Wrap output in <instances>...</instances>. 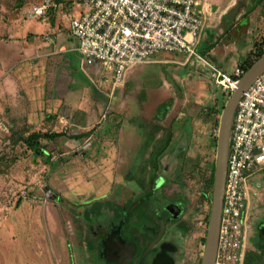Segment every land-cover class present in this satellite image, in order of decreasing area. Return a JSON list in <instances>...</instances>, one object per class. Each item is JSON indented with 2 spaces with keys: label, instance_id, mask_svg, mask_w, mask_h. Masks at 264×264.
<instances>
[{
  "label": "rangeland",
  "instance_id": "rangeland-1",
  "mask_svg": "<svg viewBox=\"0 0 264 264\" xmlns=\"http://www.w3.org/2000/svg\"><path fill=\"white\" fill-rule=\"evenodd\" d=\"M237 1L235 5L244 11L241 17L244 22L238 28L246 37L235 54L236 66L239 67L247 54L255 50L262 31H252L253 24H248L245 18V10H259L260 0L254 6V0ZM259 14L261 21L264 12L261 10ZM255 33L259 36L255 37ZM149 66L151 69L155 65ZM233 70L227 74L238 79L239 76H233ZM205 84L201 85V94H196L198 83L195 85L194 82H189L180 90H172L174 94L170 97L172 102L168 114L172 115L174 107H177V122L181 120L178 116L193 108L192 104H196V110L201 109L202 116L200 120L193 121L191 129L193 135L200 134L197 138L199 145L192 147L190 142L187 148L189 154L183 147L182 152L172 156L169 168L173 179L161 182L153 192L150 147L137 151L138 158L134 159L135 166L132 165L135 150L124 149L121 144L122 114L119 115L118 110L111 112L110 118L106 115L105 122L90 137L81 135L75 138L77 133L74 128H68L62 137L50 142L43 140L48 153L40 156H34L20 142L15 143L18 136L1 134L0 264H124L103 257V241L108 233L118 228L127 236L125 240L135 247L129 236L140 239V230L146 234L154 233L160 227L159 222L165 223L168 229L165 238L176 245V264H200L207 225L199 223V216L203 218L209 213L212 199L218 127V123L215 125L214 122L216 119L219 121L230 93L217 87L211 76L210 83ZM196 95L200 96L195 101ZM141 112L147 111L142 109ZM147 120L152 124L157 122L153 117ZM149 127L141 126L144 130L136 138L140 147L146 146L144 141L149 134L145 130ZM166 134V126L159 127L157 136L161 142L166 141ZM181 139L187 142L189 138L185 136ZM197 154L207 159L206 210L202 204L195 206L192 188L198 185L199 180L188 181V176L185 177L194 163L189 156L192 158ZM131 173L141 180L125 181L132 177ZM108 175L110 180L105 179ZM255 175L258 176L255 182L260 180L264 184V169ZM174 176L178 177L177 181H173ZM178 180L184 183L182 187ZM258 188L261 189V185ZM99 200L105 205H93ZM130 206L134 208L121 224V217ZM175 235L177 239H174ZM156 250H159L158 246ZM152 258L148 257L144 264H151ZM137 261L138 254L125 264H137Z\"/></svg>",
  "mask_w": 264,
  "mask_h": 264
},
{
  "label": "crops",
  "instance_id": "crops-1",
  "mask_svg": "<svg viewBox=\"0 0 264 264\" xmlns=\"http://www.w3.org/2000/svg\"><path fill=\"white\" fill-rule=\"evenodd\" d=\"M38 1L0 0V135L20 137L33 131L65 133L68 128H74L77 133L75 138L81 135L90 137L105 122L106 115L110 118L118 110L119 115L122 114V129L119 131L121 144L124 149L135 150L131 158L132 165L135 164L134 159L138 158L137 151L150 147L151 180L158 176L163 179L164 175L158 169L164 167L165 171L167 165L172 163V156L183 150V147L187 149L190 142L192 147L199 145L197 138H200V134L193 135L191 130L193 121L200 120L202 116L199 112L201 109H195L196 104H192L190 111L178 116L181 119L178 122L175 118L177 107L169 116L170 97L174 94L172 90H180L182 86L194 82L195 85L198 83L196 94H201L202 86L210 83L213 67L225 73L238 67L235 54L246 38L238 28L244 22L241 18L244 11L235 5L238 1L197 0V8L202 12L204 21L196 47L201 59L178 53H159L151 61L132 67L123 84L113 91L110 90L111 85L104 82L107 73L100 63H82L76 49L77 40L69 33L67 19L54 15L44 21L26 17L30 5ZM256 1H252V6ZM259 2V10H245V18L248 24H253L252 31L261 29L262 34L259 36L255 33L254 36L262 38L264 27L261 28V23L264 26V16H261V21L258 18L260 11L264 12V0ZM149 65L155 66L150 69ZM142 109L147 112L142 113ZM151 117L157 122H148L147 119ZM142 125L150 126L149 130H145L149 134L144 141L145 147H140L136 139L144 130L141 129ZM161 126L171 130L167 143L158 139ZM179 135L180 138L186 136L189 139L187 142L180 141ZM158 150L166 152L159 153L162 154L160 156L156 154ZM154 165L158 168L155 169ZM131 176L125 181L141 180L136 179L133 173ZM257 178V175L251 177L256 215L249 237L248 257H264V184L260 180L255 182ZM105 179L110 180V175L105 176ZM140 190L143 189L140 187ZM96 202L105 205L104 201L93 203ZM123 218L124 214L121 220ZM115 231V235L111 236ZM115 231H110L103 241V257L132 255L136 246L132 247L125 240L127 236L118 228ZM126 243L130 244L129 249L125 247ZM163 253L160 254L163 259L159 260L165 261L168 252L164 250ZM159 260H153L152 264H158Z\"/></svg>",
  "mask_w": 264,
  "mask_h": 264
},
{
  "label": "built area",
  "instance_id": "built-area-1",
  "mask_svg": "<svg viewBox=\"0 0 264 264\" xmlns=\"http://www.w3.org/2000/svg\"><path fill=\"white\" fill-rule=\"evenodd\" d=\"M197 0H39L27 18L67 19L83 64L100 63L104 82L113 91L134 66L162 52L187 57L196 53L204 25ZM241 70L235 67L233 76ZM212 77L223 91L236 78L213 67ZM264 169V72L242 91L231 124L214 264H243L256 209L251 177Z\"/></svg>",
  "mask_w": 264,
  "mask_h": 264
},
{
  "label": "water",
  "instance_id": "water-1",
  "mask_svg": "<svg viewBox=\"0 0 264 264\" xmlns=\"http://www.w3.org/2000/svg\"><path fill=\"white\" fill-rule=\"evenodd\" d=\"M262 72H264V53L261 54V56H259L237 79L236 87L230 91L219 117L212 184V199L200 264H214L215 260L226 173V159L234 109L242 91L247 89L252 84L254 79Z\"/></svg>",
  "mask_w": 264,
  "mask_h": 264
},
{
  "label": "flooded vegetation",
  "instance_id": "flooded-vegetation-1",
  "mask_svg": "<svg viewBox=\"0 0 264 264\" xmlns=\"http://www.w3.org/2000/svg\"><path fill=\"white\" fill-rule=\"evenodd\" d=\"M199 148H197V149H199ZM186 151L188 154L190 153V152H188V149H186ZM180 152H182V150ZM201 156L202 155L197 154L192 158L189 157V159L194 163H193V168L191 170H188L185 173V177L188 176V181L190 179H193L195 181H196V179L199 180L198 185L196 184L195 188L194 189L192 188V191L194 194L193 196L195 199V206L197 204H199V205L202 204L204 206L203 207L204 210H206L205 207H206V195H207V193H206V180H207L206 167H207V162L205 160V157H201ZM169 167H170V165H167L166 170L164 171V174H163L164 175L163 179H161L159 176H158V178H153L154 180H152V184H151L152 191L151 192L155 191L161 182L173 179L172 176L170 175L171 171H170ZM180 181L178 180L177 183H180L179 185H180V187H182L184 183H182V181L181 182ZM190 193H192V192H190ZM134 203H137V202L135 201ZM158 205H160V204H158ZM132 206L135 207V205H132ZM134 207H132V209ZM128 210L129 209H127L126 213L124 214L123 220H121L122 223L126 220L127 214L130 213V211H128ZM161 210H163V209H161ZM190 211H192V210H190ZM198 214H200V213H198ZM199 217H200L199 223L200 224H201V222L205 223V215L203 216V218H202V216H199ZM159 223H160V227L158 229H156L154 231V233L150 232L149 234H146L140 230L139 231L140 237H141L140 239L135 238V236H129L132 239V243L134 244V246H136V249L132 253V255L127 256V254H125V255L122 254V255H117V257H114V255H112V257H110V259L118 260L120 262L122 261V263L125 264L134 255L138 254L137 264H144L145 260L148 259V257H153L152 258L153 260L158 261L160 258H162L160 256V254H164L163 253L164 250H167L168 253L165 256L166 260L165 261L159 260L158 264H170L169 262L171 259H172L171 264H176L175 261L177 259H176V257H174V255H175L174 252H176V250H177L176 245L173 243L172 240L165 238L166 232L168 230L165 223L164 224H162L161 222H159ZM115 233H116V231L113 232L111 236H114ZM171 238L173 239V236ZM174 239H177L176 235H175ZM157 246L159 249L158 251L156 250ZM125 247L127 249L130 248L129 245H127ZM153 252H155L154 256H153ZM110 259L108 258L107 260L110 261ZM153 260H152V262H153ZM256 260H257L258 264H264V257H257ZM152 262H151V264H152Z\"/></svg>",
  "mask_w": 264,
  "mask_h": 264
},
{
  "label": "trees",
  "instance_id": "trees-1",
  "mask_svg": "<svg viewBox=\"0 0 264 264\" xmlns=\"http://www.w3.org/2000/svg\"><path fill=\"white\" fill-rule=\"evenodd\" d=\"M254 51L249 52L247 54V56L244 58L243 61H241L239 63V68L241 70V74L259 57L261 56V54L264 53V37L261 38V40L259 41V43L255 44L254 47ZM240 74V75H241ZM239 75V77H240ZM238 77V78H239ZM218 120L216 119L214 124L217 125ZM60 136H64L63 132H53V131H33L31 133H29L26 136H20L18 137V139L15 141V143L20 142L23 146H25V148L27 150H29L34 156H40L42 154H44L47 151V145L45 143H42L43 140L45 141H52L57 137ZM170 137H171V130H167V134H166V143L170 141ZM14 143V144H15ZM161 153L160 150L156 151V154ZM205 157V156H203ZM205 160L207 162V159L205 157ZM154 168L157 169V165H154ZM164 167H161L159 170V172L161 174H164ZM177 177L174 176V180L173 181H177ZM94 205H96L97 207H102V202H96ZM211 206V205H210ZM210 212V210H209ZM208 217H209V213L206 214L205 216V223L207 225L208 223ZM205 239V238H204ZM246 256V255H245ZM257 257H248V255L245 257L244 259V264H256V260ZM258 264V263H257Z\"/></svg>",
  "mask_w": 264,
  "mask_h": 264
},
{
  "label": "bare ground",
  "instance_id": "bare-ground-1",
  "mask_svg": "<svg viewBox=\"0 0 264 264\" xmlns=\"http://www.w3.org/2000/svg\"><path fill=\"white\" fill-rule=\"evenodd\" d=\"M127 245H129V247H130V244H129V243H126V246H127Z\"/></svg>",
  "mask_w": 264,
  "mask_h": 264
}]
</instances>
